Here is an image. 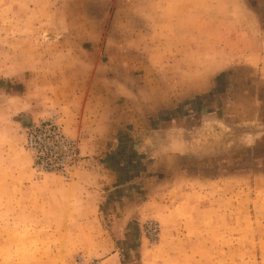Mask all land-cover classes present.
I'll list each match as a JSON object with an SVG mask.
<instances>
[{
	"label": "rangeland",
	"instance_id": "374dc122",
	"mask_svg": "<svg viewBox=\"0 0 264 264\" xmlns=\"http://www.w3.org/2000/svg\"><path fill=\"white\" fill-rule=\"evenodd\" d=\"M226 1L231 13L224 0H0V264H264V0ZM207 2L211 88L165 107L164 36H183L168 25ZM89 117L105 137L133 121L129 139L111 153L84 141ZM99 159L135 183L118 211L68 218L53 188Z\"/></svg>",
	"mask_w": 264,
	"mask_h": 264
},
{
	"label": "crops",
	"instance_id": "0c3cea01",
	"mask_svg": "<svg viewBox=\"0 0 264 264\" xmlns=\"http://www.w3.org/2000/svg\"><path fill=\"white\" fill-rule=\"evenodd\" d=\"M227 5H229L227 7V10L229 13H231L230 2L224 0L223 6L225 7V10ZM210 6H214V4L207 2V6L203 8V11L197 8V10L194 11L197 12V14L193 13L190 20H182V23H179V21L177 20L173 24L174 26L168 25V27H172L170 28V30L175 29V32H177L179 27H182L183 36L180 37L176 33L174 35L173 32L167 33V35L164 36L163 43H165L166 45H172L173 47L167 50L165 52L166 54L163 53L165 54V56H162V58L166 61V63L164 64L166 68L165 70H162L161 76L166 79V82L163 86L165 88V91L167 93H171L173 95V99H175L174 102H172L171 99L167 100V104H165V107L168 104L172 105L173 103H175V105L177 106V104L185 97H187L188 99L195 98V96H199L211 88V80L213 81L212 76L214 74H212L210 71H206L205 69L201 71V69L199 68V45L201 39L200 29H210L216 27V25L214 24L215 17L210 16V12H212V10L208 8ZM201 12L204 13L202 16L205 17H201ZM184 43L191 44L190 56L188 54L189 52L184 53L181 48H178L179 45ZM241 55H244L242 57H245V59L249 57L247 52ZM237 58L238 57H231L229 59H231V61H234ZM189 59L191 60L190 66H187V68L184 69L182 63L185 60L187 61ZM183 81H185V84ZM144 82L151 83V77L146 73L144 75ZM181 118L182 117L176 118L172 116L169 118L165 117L163 119L160 118L155 120H157L160 124L165 125L170 123V125H172L176 121V119ZM91 119L92 118L89 117V121H87L86 123V134H84L83 140L86 142L94 139H100V141H103L102 139L104 138V140L108 142L106 144L107 148H103L105 149V151H107V153H111V151L117 149L123 138L129 139V136H123V131L125 129L124 127L127 126V123H134L133 121L129 122L124 120L121 122H109L106 125L113 128V130L109 132L110 134L108 136L105 137L103 136V133L100 134L99 131L97 132L99 135H96V132L94 131H97L98 127H96L95 124L92 123ZM93 120H95V118H93ZM211 120H216L213 122L223 123L220 118H211ZM175 132L177 134H183V137H181L180 140L181 144L187 145V143H189L190 141L187 136L184 137V134L193 132V130L191 129L190 131L189 129L186 130L183 127H180L176 128ZM87 144L85 149L88 155H92L91 153L100 155L101 150H92V147H89L90 145ZM138 153L142 152L139 151ZM177 155L180 157L190 156V154L187 152H183L181 154L179 153ZM96 163L97 164L95 165L87 163L85 167L78 168L77 170H75L74 177L71 181L63 182L61 185L53 188L54 191H58L56 192V195L61 194L63 196V199L58 202L56 208L61 211L65 210L68 218L89 222L97 221L99 220V217H101L99 208L101 204L103 205V203H108V205L113 206V209H115V211H118V207H116V205H118V200L120 199L116 200V198H114L115 194L119 191V189L125 188L126 190V188H129L130 183H135L136 181V177L123 178V168L108 169V167L104 165L105 161H102L100 159L99 162ZM186 193L187 192H185L184 194ZM187 194L191 195V193ZM109 198H111V201ZM122 199H124V197ZM177 202L178 201H176L175 204H178ZM172 205H174V203ZM176 206L172 207L171 210H174ZM114 216H116L118 221H123V223L127 221L123 219L124 213L122 212L121 215H118L117 212L114 214Z\"/></svg>",
	"mask_w": 264,
	"mask_h": 264
},
{
	"label": "built area",
	"instance_id": "2783aa9c",
	"mask_svg": "<svg viewBox=\"0 0 264 264\" xmlns=\"http://www.w3.org/2000/svg\"><path fill=\"white\" fill-rule=\"evenodd\" d=\"M61 139H67L66 141V143H65V145L67 146V147H71L72 145H73V141L71 140V139H68V138H64L63 136H61ZM66 146H64V148L66 149ZM49 147V149H51V148H54V147H56V144L54 143L52 146H48Z\"/></svg>",
	"mask_w": 264,
	"mask_h": 264
}]
</instances>
